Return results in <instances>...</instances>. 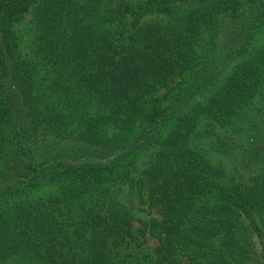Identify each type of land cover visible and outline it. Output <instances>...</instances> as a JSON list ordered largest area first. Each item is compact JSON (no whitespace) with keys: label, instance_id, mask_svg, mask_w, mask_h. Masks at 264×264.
Segmentation results:
<instances>
[{"label":"trees","instance_id":"obj_1","mask_svg":"<svg viewBox=\"0 0 264 264\" xmlns=\"http://www.w3.org/2000/svg\"><path fill=\"white\" fill-rule=\"evenodd\" d=\"M183 261L264 264V0H0V264Z\"/></svg>","mask_w":264,"mask_h":264},{"label":"rangeland","instance_id":"obj_2","mask_svg":"<svg viewBox=\"0 0 264 264\" xmlns=\"http://www.w3.org/2000/svg\"><path fill=\"white\" fill-rule=\"evenodd\" d=\"M32 11H29L25 17L24 21L21 25V31L27 30L30 33V28L32 27L31 21ZM31 41H23L24 46H28ZM55 192V189L49 188L47 190L46 196ZM38 195V194H37ZM122 202H125V198L121 199ZM131 211L133 216L132 225H133V238H128L127 243L121 248L122 254H127L130 252L133 259H137L138 257H142L144 255H152L154 252V248L156 246V242L151 239L147 232L144 234L146 236H142L140 230L143 228L142 223H148L152 217H156V212L154 209H150L147 205L142 206L138 202L131 200V202L124 203ZM182 264H186L185 261Z\"/></svg>","mask_w":264,"mask_h":264}]
</instances>
